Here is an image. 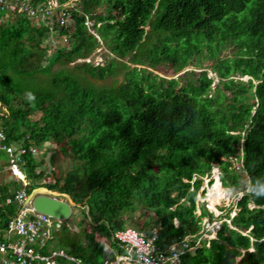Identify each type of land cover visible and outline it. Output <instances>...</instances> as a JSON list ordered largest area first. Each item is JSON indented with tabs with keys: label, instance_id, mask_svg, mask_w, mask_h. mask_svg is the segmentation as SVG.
<instances>
[{
	"label": "trees",
	"instance_id": "1",
	"mask_svg": "<svg viewBox=\"0 0 264 264\" xmlns=\"http://www.w3.org/2000/svg\"><path fill=\"white\" fill-rule=\"evenodd\" d=\"M85 14L114 54L104 64L86 60L98 40ZM72 15V29L52 21L43 25L22 13L0 22V104L6 108L0 110V125L7 141L25 147L20 168L29 178L28 190L47 185L87 206V224L76 230L56 223L42 251L50 247L85 264L101 262L122 251L113 232L131 225V217L147 234L157 227L156 243L162 247L186 235L194 244L201 216H212L203 205L195 213L196 193L215 162L222 184L243 190L232 226L222 220L215 237L199 238L179 264H264V0H82ZM147 24L156 32L147 48L154 52L138 62ZM52 35L65 43L51 44ZM229 44L235 56L215 64L222 80L216 95L209 94L212 78L205 71L176 88L175 77L122 59L181 66L201 53L218 59ZM60 55L65 61L82 57L77 68L84 73L57 66ZM123 68L118 84L92 81ZM236 72L251 78L229 77ZM224 90L231 92L228 102ZM47 141L58 143L74 163L53 182L42 180L48 174L42 167L46 149L36 157L29 148L40 149ZM231 157L240 162L246 187ZM48 160L55 163V154ZM18 181L0 183L1 196ZM7 209L12 213L14 207ZM0 217L3 225L6 214ZM54 259L75 264L62 254Z\"/></svg>",
	"mask_w": 264,
	"mask_h": 264
},
{
	"label": "built area",
	"instance_id": "2",
	"mask_svg": "<svg viewBox=\"0 0 264 264\" xmlns=\"http://www.w3.org/2000/svg\"><path fill=\"white\" fill-rule=\"evenodd\" d=\"M30 1L0 0L2 12L0 18L5 19L10 13H22L34 22L41 21L43 25L52 21L58 25L75 26L72 11L80 8L75 2L78 0H47L44 5L38 3L31 5ZM85 16L87 28L93 32L90 28L92 21L87 14ZM50 29H54L53 24L50 25ZM50 38L54 39L53 36ZM5 140L6 135L0 127V163L3 152L11 171L19 174L18 170L22 163L20 154L25 151V147L22 144L14 146ZM3 166L0 167L1 170L4 169ZM20 176L22 181L18 186L12 188L5 196L0 194V216L1 213L6 214L3 225L0 222V264H56L54 256L57 254L74 260L75 264H85L80 258L67 255L62 250L46 247V252L42 251L52 237L57 218L33 207L32 200L28 198V181L25 180L24 174ZM9 205L14 206L12 213L7 209ZM157 237L158 231L155 227L149 234L130 226L119 228L114 231L113 238L122 251L113 257H104L101 262L91 264H178L180 255L185 250L193 248L188 244L187 238L162 247L156 243Z\"/></svg>",
	"mask_w": 264,
	"mask_h": 264
},
{
	"label": "rangeland",
	"instance_id": "3",
	"mask_svg": "<svg viewBox=\"0 0 264 264\" xmlns=\"http://www.w3.org/2000/svg\"><path fill=\"white\" fill-rule=\"evenodd\" d=\"M78 1H75V2L77 3V5H80L81 2H78ZM1 18H0V22L4 20L3 17ZM72 28L73 27H71V29ZM144 28H145V34L143 35L142 40H141V45L139 46L140 47L139 50L142 51V54L134 58V60H137L138 62L146 61V57L150 56V51H153L147 48H149L153 44V42L156 40V32L153 30L152 32H150L151 31L150 24L145 25ZM49 41L51 44H56V45L58 44L62 45L65 43V40H61V39L58 40L56 38L52 40L50 38ZM143 50L145 51L143 52ZM203 50L205 51L204 47H203ZM87 55L91 56L90 61L94 62L95 65L97 63L104 64L108 62L114 56V54L105 45L103 39H101L98 45L94 48V50H92ZM234 56H235L234 46H232V44H229L227 47L222 48L220 50L218 59L216 57H208L206 53H201L198 56H194L193 58H191L190 60L182 64L181 66H179V64L177 63H172L171 61H166L165 63L157 65V66H152L147 62L136 63L133 61H128L129 59L128 55L123 57L122 59L127 61L128 64L132 67L133 66H137L140 68L145 67L146 69L151 70L153 73H156L157 75L167 77V78L175 77L178 80L176 88H178L184 82L191 81L193 77H197L202 73V71H205L206 75L212 78L211 90L209 91V94H213L214 92L216 95L218 90H215V89L218 87L221 88L222 80L220 78L218 70L216 69L215 64L216 62H219L223 58L228 59L227 62H231V58H233ZM78 59L79 58L73 59L72 61H65L64 56L60 55L59 58L57 59L58 62L56 64L57 66H62L65 69L72 68L79 72L84 73V71H81L77 68ZM125 70L126 68L118 69V71H116L113 75L107 76L103 79L93 78L92 81L96 85L112 86L124 80ZM232 76L234 79L241 78L244 81L249 79L248 76L240 75V73L238 72L230 75L229 77H232ZM253 82H256V79H253ZM224 92L226 94V98L223 100V102H228L230 100L231 92L229 90H224ZM247 101H251V99L249 98ZM238 146H240V144ZM45 149H46L47 154L45 157V161L42 164V167L44 168L45 171L48 172V174L44 176L42 180L46 182H49V181L53 182L55 175H63L68 169H70L73 166L74 163L71 160V158L68 157L66 153H63L59 150V144L56 143L55 141L45 142L40 147V152H42ZM50 153L55 154V163H50V161L48 160L49 158L48 154ZM38 157H40V154L38 155ZM222 158H225V157L222 156ZM231 159L233 160V166L237 169V172L241 174L240 181L244 183L246 187L248 184V180L246 178L245 173L241 171L240 168H238L240 162L235 157H231ZM3 162L6 163L4 157H2L1 159L0 167L2 166ZM217 165L218 163L213 162L210 171L202 176V183L196 193L195 213L199 215L202 205L205 206L206 209H208V211L212 212L211 217L209 215L201 216V222H200L201 228L198 231V233L199 232L201 233L199 236L200 238L214 237L216 230L219 227L220 221H222L223 219H226V221L230 225V218L237 210V207H236L237 200L239 199V197L241 196L243 192L241 188H234L232 186H224L226 197L223 196L222 198H220L219 202L215 203L214 207L211 206V203L209 201V196L206 195V199L208 201L204 199L205 192L206 194L209 195V190L213 186L212 183L214 181L216 182L217 179H219L217 173L219 172L220 169L218 168ZM3 168H4L3 170H1L2 168H0V183H4L7 181H14V180L17 181L21 179L20 175H16L15 173L11 171V166L7 165V163L5 167L3 166ZM49 170L53 171L52 174H49ZM25 180L27 179L25 178ZM209 185H212V186L209 187ZM29 187L30 186H28V189ZM52 194L62 199L68 200L71 204V214L69 217L63 219L62 223L68 224L70 225L72 229H76V230H78L81 225L87 224L85 219L83 218L84 211H87L86 205L81 204V202H74L69 194L66 195L64 193H61L57 189H53ZM183 199L185 201V204H189L188 200H186L185 198ZM206 201L208 202L209 207L206 205ZM226 214H228V217H226ZM128 219L130 223H132L129 226L138 229L136 220H134V218L132 217ZM175 224H178V222L175 221ZM197 239L199 238L197 237Z\"/></svg>",
	"mask_w": 264,
	"mask_h": 264
},
{
	"label": "water",
	"instance_id": "4",
	"mask_svg": "<svg viewBox=\"0 0 264 264\" xmlns=\"http://www.w3.org/2000/svg\"><path fill=\"white\" fill-rule=\"evenodd\" d=\"M36 190L41 192L34 194ZM28 198L32 200V205L37 211L59 219L67 218L71 213L70 202L53 195L47 186H34L28 193Z\"/></svg>",
	"mask_w": 264,
	"mask_h": 264
},
{
	"label": "clouds",
	"instance_id": "5",
	"mask_svg": "<svg viewBox=\"0 0 264 264\" xmlns=\"http://www.w3.org/2000/svg\"><path fill=\"white\" fill-rule=\"evenodd\" d=\"M92 30H93V29H92ZM92 33H94V35L97 34L94 30H93ZM97 35H98V34H97ZM95 36H96V35H95ZM98 37H99V38H98ZM98 37L96 36V38H97V40H98V43H99V41L101 40V37H100L99 35H98ZM86 56H87V55H86ZM84 57H85V56H84ZM78 58H82V57H78ZM97 64H99V63H97ZM97 64H96V65H97ZM94 65H95V64H94ZM243 75L248 76L249 78H251V76L248 75V74H243ZM256 82H257V81H256ZM3 108H4V109H3ZM0 110H2V111H1V113H2V112H4V111H6V108H5V107H2L1 104H0ZM0 127L2 128L1 125H0ZM2 129H3V128H2ZM3 131H4V130H3ZM4 133H5V132H4ZM5 135H6V133H5ZM5 141H7V136H6V140H5ZM7 142L13 144L14 146H17L18 144H22V143H18V142H15V143L10 142V141H7ZM22 145H23V144H22ZM240 146H241V144H240ZM240 146H239V147H240ZM29 148H30L31 151L34 153V155L37 157V156H38V155H37L38 150H40V149H38V147H37V146H34V145H30ZM32 148H35V150H32ZM16 151H17V150H16ZM2 153H3V152H1V158L4 157V156H2ZM239 153L241 154V151H239ZM49 155H50V154H48V157H49ZM22 163H23V162H22ZM217 166H218V165H217ZM218 168H219V166H218ZM18 171L21 173V175H23V174L25 175V178L28 180V184H29V178L27 177L25 171H24L23 169H21V168H20ZM16 175H19V174H16ZM217 175H218V178L220 179V170H219V172L217 173ZM20 181H22V180L19 179V181H18L19 184H20ZM44 182H46V181H44ZM192 182H193V181H192ZM220 184H221L223 187L225 186V185L222 184L221 179H220ZM40 185H41V186H47V185H43V184H37V185H34V186H40ZM34 186H33V187H34ZM14 187H16V186L12 184V185H11V188L9 189V191H10L12 188H14ZM33 187H32V188H33ZM47 187H48V186H47ZM27 188H28V186H27ZM32 188H31V189H32ZM48 188H50V187H48ZM192 188H193V187L191 186L190 189H192ZM31 189L28 190V193L31 191ZM50 189H51V191H53V189H56V188H50ZM58 191H59V190H58ZM242 191H243V190H242ZM261 191H264V188H262ZM38 192H41V191L36 190V191H34V194H36V193H38ZM59 192H60V191H59ZM61 193H64V194L67 195V193H65V192H61ZM34 194H33V195H34ZM242 194H243V192H242ZM242 194H241V195H242ZM53 195H54V194H53ZM55 196H56V195H55ZM57 197H58V196H57ZM204 199L207 200V199H206V192H205V194H204ZM65 200H66V199H65ZM67 201H68V200H67ZM207 201H208V200H207ZM207 201H206V205L209 207ZM251 205H252V203H251ZM207 210H208V209H207ZM210 212H211V211H210ZM200 213H201V211H200ZM200 213H199V214H200ZM211 213H212V212H211ZM235 213H236V212H235ZM235 213H234V214H235ZM70 214H71V213H70ZM234 214H233V215H234ZM233 215H232V216H233ZM69 216H70V215H69ZM56 218H57V217H56ZM57 219H59V218H57ZM57 219L55 220V221H57V223H62V220L65 219V218L60 219V221H58ZM223 220H226V219H223ZM175 221H177V219H175ZM175 221H174V222H175ZM177 222H178V221H177ZM220 222H221V221H220ZM219 225H220V224H219ZM230 226H232V225L230 224ZM126 227H127V226H126ZM130 227H131V226H130ZM153 227H155V226H153ZM153 227H152V228H153ZM54 228H55V226H54ZM54 228H53V230H54ZM123 228H124V227H123ZM133 228H134V227H133ZM152 228H151V229H152ZM155 228H157V227H155ZM218 228H219V227H218ZM53 230H52V235H53ZM138 230H139V229H138ZM140 231H141V230H140ZM157 231H158V230H157ZM216 231H217V230H216ZM143 232H144V231H143ZM150 232H151V231H150ZM113 233H114V232H113ZM145 233H146V232H145ZM146 234H147V233H146ZM215 235H216V233H215ZM214 237H215V236H214ZM51 238H52V237H51ZM184 238H187L188 244H189L190 246H193L192 249H187V250H193V249L199 244V243H198L199 239H197V238H196L194 244H190V243H189L190 238L192 239L191 235H186ZM184 238H183V239H184ZM199 238H200V237H199ZM210 238H211V237H210ZM113 239H114V238H113ZM114 240H115V239H114ZM156 240H157V239H156ZM181 240H182V239H181ZM176 241H180V240H176ZM173 242H175V241H173ZM171 243H172V242H171ZM171 243H169V244H171ZM169 244H167V245H169ZM207 244H208V243H207ZM167 245H166V246H167ZM106 248H108L107 245H106ZM185 251H186V250H185ZM185 251H184V252H185ZM179 262H180V260H179ZM178 264H179V263H178Z\"/></svg>",
	"mask_w": 264,
	"mask_h": 264
},
{
	"label": "bare ground",
	"instance_id": "6",
	"mask_svg": "<svg viewBox=\"0 0 264 264\" xmlns=\"http://www.w3.org/2000/svg\"><path fill=\"white\" fill-rule=\"evenodd\" d=\"M86 60L90 62V58H87ZM214 182L212 183L213 186L209 185V187L212 186L209 190V195L206 194L207 196H209V201L212 207L215 206V203L219 202L220 198H222L223 196L226 197L225 188L220 184V179H217V181L215 183Z\"/></svg>",
	"mask_w": 264,
	"mask_h": 264
},
{
	"label": "crops",
	"instance_id": "7",
	"mask_svg": "<svg viewBox=\"0 0 264 264\" xmlns=\"http://www.w3.org/2000/svg\"><path fill=\"white\" fill-rule=\"evenodd\" d=\"M0 194H1V192H0ZM14 207V206H13ZM7 208H8V206H7Z\"/></svg>",
	"mask_w": 264,
	"mask_h": 264
}]
</instances>
